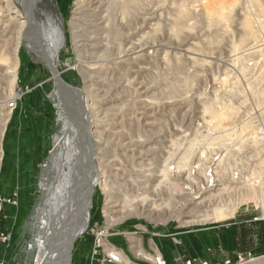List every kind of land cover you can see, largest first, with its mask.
Listing matches in <instances>:
<instances>
[{
	"label": "rangeland",
	"instance_id": "obj_1",
	"mask_svg": "<svg viewBox=\"0 0 264 264\" xmlns=\"http://www.w3.org/2000/svg\"><path fill=\"white\" fill-rule=\"evenodd\" d=\"M53 1L63 16L67 35L56 67L62 80L80 88L92 104L89 115L101 142V169L117 201L112 210L117 212L111 216L121 218L113 224L106 220V197L96 186L89 222L73 244L70 264L89 261L91 230L95 228L107 229L111 234L108 240L132 264H156V258L168 264L165 250L172 253L191 236L201 234L214 244V261L197 257L188 260L192 263L224 264L242 254L240 264H264V190L257 186L259 177L264 179V95H255L247 87L253 79L252 70L243 74L240 64L232 63L233 55L220 54L222 48H228V35L224 34L220 43L210 41L214 29L202 26L199 38L192 41L194 46L182 47L192 49L191 54L185 52V57H199L196 61L188 59V64L172 70L147 64L145 73L137 76L123 62L127 47L120 50L116 46L117 35L112 28L98 31L89 27L80 38L85 51H80L79 57L88 68L101 69L90 73L91 78L84 85L75 66L79 57L68 26L77 0ZM5 10L6 2L0 0V119L2 108L9 112L3 133L0 120V198H10L14 203L1 209L0 229L9 234V240L0 245V258L5 264H31L32 258L24 250L31 236L27 227L41 195L38 185L42 165L57 134V112L49 97L50 73L21 45L17 51L15 86L4 74L8 65L4 53L12 44L1 37ZM253 25L256 32L248 35L240 54H251L241 65H255L256 70L264 61V28L258 20ZM222 34L220 29L219 35ZM87 37L105 46L92 53ZM114 61L119 63L118 68L113 67ZM236 82L242 91L230 87ZM259 83L264 85V76ZM144 85L150 86V93H139L145 89L137 88ZM10 102H15V108L7 107ZM255 134L261 137L258 142L252 140ZM220 155L226 156L228 165L224 183L217 181L214 174L211 178L217 182L195 191L191 198L184 195L189 183L176 173L164 176L168 164L170 168L183 165L177 172L187 169L185 165L192 166L191 170L205 169L212 158ZM213 208H230L233 214L223 220L196 222ZM161 241L165 242L164 247L159 245ZM138 249L153 259L138 255Z\"/></svg>",
	"mask_w": 264,
	"mask_h": 264
},
{
	"label": "bare ground",
	"instance_id": "obj_2",
	"mask_svg": "<svg viewBox=\"0 0 264 264\" xmlns=\"http://www.w3.org/2000/svg\"><path fill=\"white\" fill-rule=\"evenodd\" d=\"M3 1L6 2V10L4 11V22L1 23V37L7 39L8 42L9 40L12 41L8 48L6 46L7 52L4 53V60L8 63L4 74H7L10 85L13 87L15 86L18 62L17 51L20 45L27 55L48 71L44 59L39 58L27 35L25 30L27 26L26 16H30L37 10L35 19L28 27L32 35L45 48V51H39L48 56L55 67L59 60L60 51L66 45L67 35L63 16L55 7L53 0ZM47 8L50 11H47ZM255 20H258L261 27L264 28V0H77L68 20V26L73 48L78 57L80 51H85L83 50L85 43L83 44L82 39H80L85 29L92 27L98 31H110L112 28V32L117 35L115 39L118 44L116 46L120 50L124 45L127 47L124 51L126 58L123 62L132 70L134 69L133 74L137 76H142V72L147 69L145 67L147 64L157 65L164 70H172L188 64V59L192 62L196 61L199 57L192 58L189 55L185 57V52L191 54L192 49L187 51L182 47H193L192 41L199 38L201 27L206 26L209 29H214L210 41L220 43L223 35H228V48H222L220 54L223 55L226 52L233 55L232 63L234 65L240 64L243 74H248L252 70L253 79L247 82V87L255 95L261 96L264 95V85H261L259 80L264 76V61L259 64L256 70L255 65L247 68L241 63L252 55L240 54L247 45L248 35L256 32L253 25ZM8 25L10 28L6 30ZM217 26H221L222 35H219L220 29H215ZM87 38L89 39V37ZM3 40L1 39V41ZM96 41L94 38L87 40V45L92 53L100 51L105 46ZM182 51L184 54L181 53ZM85 63L86 61L79 57L75 66L82 76L84 85H87L91 78L90 73L98 72V69L100 71L101 68L100 66L98 69L91 66L90 69ZM113 63L114 68L119 67L117 61ZM56 70L59 73L57 67ZM226 71L230 73L227 68ZM49 81L52 82L49 97L57 112L58 129L52 147L42 165L44 167L43 177L38 185L41 195L37 198L30 215L27 228L31 236L24 250L31 256V264H70L73 244L87 228L90 208H92L91 197L96 186H100L106 197L104 203L106 220L113 224L120 221L121 218L111 216L112 212H117L112 211L117 206V201L114 199L113 191H111L101 169V142L96 135L95 122L89 115L92 111V104L89 102L88 96L82 95L80 88L75 87L82 97V104L87 114L85 123L89 133L85 134L81 127L80 100L76 96L69 97L68 90L58 85L52 76L49 77ZM149 87L144 85L138 87L137 90L143 88L145 91L139 93L143 94L146 90L147 93H150ZM230 87L237 92L242 91L237 82ZM70 108L74 110L75 123L72 122L73 117L69 112ZM2 109L1 133H3L2 127L9 115L7 110ZM221 115L223 116V114ZM89 137L92 139L93 154L86 182L82 172L90 152ZM260 138L258 134H255L252 140L258 142ZM225 157V155H220L217 159L212 158L208 162L209 166L205 167L204 165L205 169L193 168L191 170L192 166L185 165L187 169L177 172L175 170L184 168L183 165L176 164L170 168L168 164L164 169V176L168 177L169 174L176 173L179 178L184 179V182L189 183V190L184 195L190 197L195 194V191L199 192L212 186L217 180L211 178L214 174L219 178L217 181L223 182L228 167ZM186 158L188 157L186 156L184 159ZM216 161L218 162L215 163ZM257 182V186H260L263 191L264 179L259 177ZM255 184V182L252 184L253 195L256 194L254 191ZM213 209L203 219L196 222L223 220L233 214V209L230 208ZM130 238L135 241L138 240L134 236H130ZM48 250L51 251V258L45 262L44 258ZM137 252L138 255L146 256L140 249ZM110 254L116 260L125 264H132L121 250L119 253L110 251Z\"/></svg>",
	"mask_w": 264,
	"mask_h": 264
},
{
	"label": "built area",
	"instance_id": "obj_3",
	"mask_svg": "<svg viewBox=\"0 0 264 264\" xmlns=\"http://www.w3.org/2000/svg\"><path fill=\"white\" fill-rule=\"evenodd\" d=\"M15 100V99H14ZM10 109L15 108V102H10L7 106ZM14 203L10 198L6 199L0 198V223H1V209L2 206L8 203ZM93 240L92 247L89 254V261L86 264H114L119 263V260H116L111 254L110 251L119 253V250L108 240V237L111 234L108 233V230L105 228H95L91 230ZM9 240V234L0 229V245H5ZM156 264H163L160 258L155 259ZM243 261L242 254H237L235 258L228 259L224 261V264H240ZM0 264H5L4 260L0 258ZM186 264H195L188 261ZM196 264H209L206 261L198 262Z\"/></svg>",
	"mask_w": 264,
	"mask_h": 264
},
{
	"label": "water",
	"instance_id": "obj_4",
	"mask_svg": "<svg viewBox=\"0 0 264 264\" xmlns=\"http://www.w3.org/2000/svg\"><path fill=\"white\" fill-rule=\"evenodd\" d=\"M26 12L24 11V14ZM37 14V10H35L30 16H26V21H27V26L25 28L26 32H27V35L28 37L30 38L31 40V43H32V46L35 48V50L37 51L38 55H39V58L40 59H44L45 61V66L48 68V72L50 73V75L53 77V79L55 80V82H57L58 85L64 87L65 89L68 90L69 92V97H74L76 96L79 100H80V105H81V111H82V117H81V124H82V130L85 134H88L89 131L87 129V126H86V123H85V120L87 119V114H86V111H85V108H84V105L82 104V97L81 95L78 94L76 88L72 85H69L68 83L64 82L62 80V78L60 77V74L57 72L56 70V67L54 66L52 60L50 58H48V56H45L41 53V51L39 50H44L45 51V48L43 46V44L37 40L31 33V31L29 30V25L32 23V21L35 19V16ZM69 112L71 114V117L72 118V122L75 123V119H76V116H74V110H72V108L69 109ZM89 136V135H88ZM89 144H90V152L88 154V157H87V160H86V164L84 165L83 167V179L84 181L87 182V175H88V171H89V165L91 163V157H92V154H93V147H92V139L91 137H89ZM46 160V159H45ZM44 167H42V171H43ZM43 175V174H42ZM42 175H41V178H42ZM51 258V251L48 250L46 252V255H45V262H47L49 259Z\"/></svg>",
	"mask_w": 264,
	"mask_h": 264
},
{
	"label": "crops",
	"instance_id": "obj_5",
	"mask_svg": "<svg viewBox=\"0 0 264 264\" xmlns=\"http://www.w3.org/2000/svg\"><path fill=\"white\" fill-rule=\"evenodd\" d=\"M197 237L191 236L188 242H184L185 244L181 247L177 246L172 253L163 249V251L165 250L164 255H166L165 257L167 258L168 264H185V262L188 261L189 259H193L197 257H199L200 259H207L209 257L208 259L214 261L212 258L213 255L212 251L214 247L213 242H211L210 240L208 242L207 241L208 237L205 234H201L199 235L198 238ZM159 245H163L164 247L165 242L161 241ZM143 255H146L145 257L148 259H153L147 254H143ZM150 264H155V263L150 262Z\"/></svg>",
	"mask_w": 264,
	"mask_h": 264
}]
</instances>
